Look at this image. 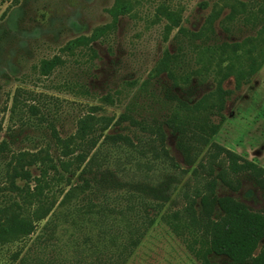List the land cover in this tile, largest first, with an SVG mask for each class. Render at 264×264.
Wrapping results in <instances>:
<instances>
[{"label": "trees", "instance_id": "1", "mask_svg": "<svg viewBox=\"0 0 264 264\" xmlns=\"http://www.w3.org/2000/svg\"><path fill=\"white\" fill-rule=\"evenodd\" d=\"M252 1L222 0L221 7L213 9L198 31L181 26L182 8L159 7V14L167 21V31L179 28L189 45L194 46L199 66L182 72L188 53L184 49L176 53L165 50L152 71L157 76L166 73L172 85L179 88L190 83L193 76L200 77L205 73L216 81L213 91L193 103L171 94L168 99L172 106L163 121L140 120L130 112L116 119L114 115L98 114L101 106L92 105L77 116L74 131L66 136L55 123L49 122L51 139L42 147L13 150L8 139L1 141L0 162L5 161V166L4 172L0 173V247L17 245L11 253L10 264H127L156 221L150 211L160 213L170 198L165 184L155 185L153 177L166 167L181 173L190 172L195 180L192 191H183L184 205L164 211L162 219L200 264H213L212 255L226 257L232 264H264V207L255 210L232 195L219 196L217 193L219 182L234 192L240 191L245 175L264 195V166L211 140L226 120L228 99L251 83L264 64V25L249 39L248 47L245 41L210 43L216 32L215 23L225 8L230 9L225 18L231 21L239 13L251 12L248 17L255 19L259 18L258 13L264 14L263 5L258 13L252 12L253 8H249ZM132 9L131 0H116L109 9L111 22L96 27L91 35L70 40L62 51L74 56L78 50L81 52L88 47L96 54L92 43L114 32L120 17ZM65 63L61 54L44 59L41 62L43 74L48 75ZM231 77L235 80L234 88H225L224 82ZM105 99L113 101L109 96ZM20 103L15 95L11 107L13 113L17 112ZM27 106L32 115L39 116L38 105ZM19 112L21 116L22 107ZM47 116L41 115V124L48 121ZM27 122L22 121V124L35 123ZM123 122L137 127L141 134L134 138L121 132L108 133L112 125ZM165 126L177 136V147L187 167L180 166L170 153ZM13 129L9 127L10 131ZM15 132L11 131V137L16 136ZM105 145L120 148L124 157L117 156L112 160L104 150ZM34 166L39 170L37 175L33 172ZM132 172L133 178L120 176ZM168 179L171 189L178 179L172 173ZM118 189L124 190L132 200L125 208L129 215L138 212V221L127 218L126 225H130L127 239L122 237L117 242L111 237L110 241L103 242L104 231L94 235L86 232L83 241L67 243L62 240L59 220L71 216L68 204L72 198L80 194L87 197L89 192H106L104 195H107ZM82 200L76 208L77 213L84 215L81 229H85L89 217L88 222L94 220L97 226L104 223L105 217L111 216L103 205L93 200L85 202L87 199L83 197ZM119 213L126 216L123 209H119ZM43 222L40 234L29 245Z\"/></svg>", "mask_w": 264, "mask_h": 264}, {"label": "rangeland", "instance_id": "2", "mask_svg": "<svg viewBox=\"0 0 264 264\" xmlns=\"http://www.w3.org/2000/svg\"><path fill=\"white\" fill-rule=\"evenodd\" d=\"M115 1L0 0V143L8 139L13 150L42 147L51 139L49 122L55 123L62 135L66 136L74 131L77 116L88 111L92 105L101 106L98 114L114 115L116 119L130 112L140 120L163 121L172 106L168 99L171 94L193 103L216 88V81L210 74L193 76L190 83L179 88L172 85L166 73L157 76L152 70L165 50L176 53L184 49L188 53L186 68L182 72L199 66L196 64L194 46L189 45L179 28L167 31V21L159 14V7L182 8L181 26L198 31L213 9L221 7L222 0H131L132 11L120 17L114 32L92 43L96 54L88 47L81 52L78 50L74 56L62 51L70 40L91 35L96 27L111 22L109 9ZM261 5L264 6V0H254L249 8L258 13ZM229 12L230 9L225 8L215 23L216 32L210 43L245 41L246 47L250 46L249 39L255 37L264 25V14L258 13L259 18L255 19L248 17L251 12L239 13L231 21L225 18ZM58 54L63 56L66 63L48 75L43 74L41 62ZM234 86V77L224 82L225 88L233 89ZM15 95L21 102L19 109L22 107L24 111L21 116L19 109L16 113L11 110ZM106 96L112 97L113 101L105 99ZM30 104L38 105L39 116L28 111L27 105ZM43 113L48 115V121L41 124L39 119ZM225 115L226 120L211 140L264 166V64L251 83L228 99ZM22 121L35 123L22 124ZM9 127L14 128L11 131H16V136L11 137ZM165 131L170 153L180 166L187 167L177 147V136L167 126ZM118 132L134 138L141 134L129 122L112 125L108 130L110 134ZM104 150L112 160L117 156L124 157V152L112 145H105ZM4 166L5 161L0 162V173L4 172ZM33 172L36 175L39 173L36 166ZM170 173L178 179L171 189L167 184ZM127 175L120 174L122 178L134 177L133 172ZM153 177L155 185L165 184L170 198L160 213L149 210L156 221L127 264H200L184 241L162 219L164 211L184 205L183 191H192L195 180L190 172L181 173L170 167L159 170ZM242 179L243 185L238 192L219 182L218 195H232L255 210L263 209L262 190L248 176L244 175ZM19 183L23 184L22 181ZM105 193L89 192L86 193L87 197L80 194L72 198L68 204L71 216L59 220L64 242L83 241L86 232L94 235L106 231L103 242L110 241L111 237H115L117 242L122 237L123 240L129 237V234L126 235L130 227L126 225L127 222L139 219L138 212L129 215L125 209L132 200L128 199L124 190ZM82 197L87 199L85 202L93 200L103 205L111 216L105 217L104 223L97 226L94 220L88 222L89 217L86 219L88 228L86 225L85 229H81L84 215L77 213L76 208L83 201ZM119 209H123L126 216L119 213ZM60 210L59 207L57 211ZM43 224L29 240V245L40 234ZM16 249L17 245L0 247V264H10L11 253ZM211 260L213 264H232L226 257L212 255Z\"/></svg>", "mask_w": 264, "mask_h": 264}]
</instances>
